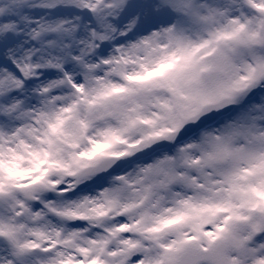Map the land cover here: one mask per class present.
Here are the masks:
<instances>
[{
	"label": "snow or ice",
	"instance_id": "1",
	"mask_svg": "<svg viewBox=\"0 0 264 264\" xmlns=\"http://www.w3.org/2000/svg\"><path fill=\"white\" fill-rule=\"evenodd\" d=\"M0 264H264V0H0Z\"/></svg>",
	"mask_w": 264,
	"mask_h": 264
}]
</instances>
